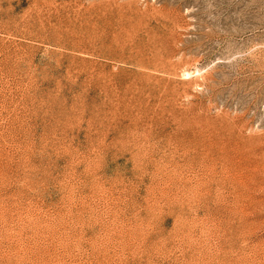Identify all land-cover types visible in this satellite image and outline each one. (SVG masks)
I'll list each match as a JSON object with an SVG mask.
<instances>
[{"label":"rangeland","instance_id":"obj_1","mask_svg":"<svg viewBox=\"0 0 264 264\" xmlns=\"http://www.w3.org/2000/svg\"><path fill=\"white\" fill-rule=\"evenodd\" d=\"M0 264H264V0H0Z\"/></svg>","mask_w":264,"mask_h":264}]
</instances>
